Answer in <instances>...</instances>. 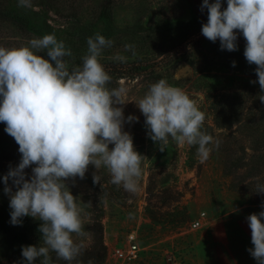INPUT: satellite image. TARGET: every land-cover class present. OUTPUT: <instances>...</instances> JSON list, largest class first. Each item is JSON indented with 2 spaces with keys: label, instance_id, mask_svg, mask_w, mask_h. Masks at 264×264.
I'll return each instance as SVG.
<instances>
[{
  "label": "rangeland",
  "instance_id": "1",
  "mask_svg": "<svg viewBox=\"0 0 264 264\" xmlns=\"http://www.w3.org/2000/svg\"><path fill=\"white\" fill-rule=\"evenodd\" d=\"M31 2V8H22L17 0H0V47L20 48L33 38L55 34L72 52L65 57L71 68L80 65L87 54V39L99 33L113 41L103 51V65L118 70L132 63L147 66L140 74L110 75L108 85L117 88L123 82L129 89L122 106L125 118L139 117L138 122L125 123L124 130L145 156L140 191L126 192L110 182L106 169L97 171L92 165L84 179L69 178V189L84 207L86 235L74 237L76 242L89 247L95 227L101 224L107 248L103 264H127L112 253L126 247L131 235L142 254L130 264H170V259L182 264H257L248 251L253 245L247 217L264 210V194L256 193V185L264 184L260 163L264 158V102L259 100L264 92L256 65L246 61L245 48L237 42L238 50L227 51L221 50L219 40L188 41V33L207 22V9L201 11L203 0ZM222 4L226 8L227 0ZM125 45H133L135 55ZM39 54L46 57V53ZM117 55L127 60L117 61ZM160 79L202 98L203 130L220 140L204 163L197 156L198 146L170 140L161 152L149 137L136 102ZM5 128L0 123V210L10 208L5 187L17 190L12 179L5 185L3 177L21 161L19 145ZM33 167L25 169L27 179ZM94 174L100 176V184L94 183ZM201 213L206 214L205 225L193 229ZM231 237V246L222 247Z\"/></svg>",
  "mask_w": 264,
  "mask_h": 264
},
{
  "label": "clouds",
  "instance_id": "2",
  "mask_svg": "<svg viewBox=\"0 0 264 264\" xmlns=\"http://www.w3.org/2000/svg\"><path fill=\"white\" fill-rule=\"evenodd\" d=\"M18 6L31 8V0H17ZM208 19L202 35L221 50H238L242 33L246 40L244 56L264 92V0H203L201 11ZM113 41L96 33L87 39V54L78 66L69 67L65 57L72 56L55 34L33 38L20 48L0 47V123L19 145L21 161L3 177L5 185L12 179L17 190L5 187L10 195L11 223H22L30 216L41 222V243L24 246L26 264H52L50 253L69 262L82 254L84 207L69 189V178L84 179L90 165L97 171L106 169L111 183L131 194L140 191L143 161L134 146L133 136L124 130L125 123L138 122L139 117L125 118L123 105L129 89L123 82L109 88L112 77L101 63L104 49ZM125 48L134 52L133 45ZM39 53H46L45 55ZM125 62L127 57L117 55ZM235 66V62H233ZM257 81H252L256 83ZM166 79L151 84L136 102L145 117L149 137L165 151L170 140L177 145L197 147L201 163L207 161L220 140L204 131L205 113L199 100ZM264 102V94L259 96ZM113 145L114 147H109ZM32 168L27 179L25 169ZM94 183L100 176L94 174ZM256 193L264 194V184ZM264 208V204L261 205ZM251 229L252 248L248 251L264 264V210L247 217Z\"/></svg>",
  "mask_w": 264,
  "mask_h": 264
},
{
  "label": "trees",
  "instance_id": "3",
  "mask_svg": "<svg viewBox=\"0 0 264 264\" xmlns=\"http://www.w3.org/2000/svg\"><path fill=\"white\" fill-rule=\"evenodd\" d=\"M187 36H189L188 41L191 42L196 40H207V38L202 35V27L198 28L193 33H188ZM237 42L241 45V48H245L246 40L242 33L239 35ZM177 50L178 49L176 48V51ZM176 51L174 54L178 53ZM104 66L110 75L120 77L140 74L145 71L147 67L142 63H132L129 64L126 69L121 68L119 70L106 64ZM256 109L258 108L256 107ZM253 116L256 117L255 115ZM260 163L264 165V158L263 162ZM11 211V208L0 210V264H26L22 257V249L24 246L28 245L39 246L30 237L41 242V233L38 230L41 222L35 218L26 216L23 217L21 224L13 225L11 223ZM50 255L52 257V264H69L67 261L57 259L54 252L50 253ZM106 258L107 248L104 245L103 228L101 224H97L94 229L91 245L87 248H83L82 254L77 257L76 260L72 261L71 264H103ZM36 264H39V259L36 261Z\"/></svg>",
  "mask_w": 264,
  "mask_h": 264
},
{
  "label": "built area",
  "instance_id": "4",
  "mask_svg": "<svg viewBox=\"0 0 264 264\" xmlns=\"http://www.w3.org/2000/svg\"><path fill=\"white\" fill-rule=\"evenodd\" d=\"M205 220H206V214L201 213L200 217L192 223L191 227L193 229L202 228L205 225ZM112 254L117 260H120L123 263L130 264V263H135L140 259L142 250L140 245L134 240V236L131 235L127 242L126 247L125 246L123 248L118 247L113 250ZM170 264H182V263L170 259Z\"/></svg>",
  "mask_w": 264,
  "mask_h": 264
},
{
  "label": "crops",
  "instance_id": "5",
  "mask_svg": "<svg viewBox=\"0 0 264 264\" xmlns=\"http://www.w3.org/2000/svg\"><path fill=\"white\" fill-rule=\"evenodd\" d=\"M232 240H233L232 237H231V239L229 238L228 241H227V243H226V244H223V245H221V246H222V247H229V246H231V244H232Z\"/></svg>",
  "mask_w": 264,
  "mask_h": 264
}]
</instances>
